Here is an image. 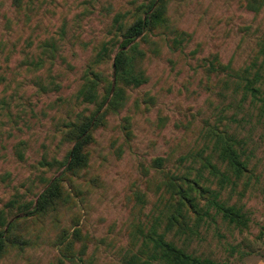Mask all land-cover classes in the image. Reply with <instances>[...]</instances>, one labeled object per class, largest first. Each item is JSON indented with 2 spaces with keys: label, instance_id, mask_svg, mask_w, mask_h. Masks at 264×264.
<instances>
[{
  "label": "rangeland",
  "instance_id": "1",
  "mask_svg": "<svg viewBox=\"0 0 264 264\" xmlns=\"http://www.w3.org/2000/svg\"><path fill=\"white\" fill-rule=\"evenodd\" d=\"M158 1L0 0V215L5 229L16 221L17 241L0 264H125L154 223L167 230L178 186L191 180L203 186L191 192L200 207L219 191L247 225L213 206L199 216L186 205L185 221L166 238L218 264L264 263V0L257 9L253 0H165L163 25L140 44L147 80L118 84L122 106L94 127L87 165L66 179L59 209L40 221L29 216L34 206L22 210L64 170L75 143L66 125L97 109L78 96L87 66H97L103 43L121 40L120 25L124 31ZM212 62L235 68V81ZM98 69L102 99L113 76L109 62ZM224 134L248 166L228 180L206 163L227 169L217 147Z\"/></svg>",
  "mask_w": 264,
  "mask_h": 264
},
{
  "label": "trees",
  "instance_id": "2",
  "mask_svg": "<svg viewBox=\"0 0 264 264\" xmlns=\"http://www.w3.org/2000/svg\"><path fill=\"white\" fill-rule=\"evenodd\" d=\"M20 3V0H15ZM165 0H159L156 3L155 9L152 10L150 6L145 14V16L138 17L134 22L129 25L124 31L119 26V32H121V40H114L113 38L102 44L101 48L98 50L95 62L98 64L110 63V76H113L114 71L116 72V84L114 88V94L109 98L110 92H112L111 80L108 83V87L105 88V93L100 99L99 85L104 80V75L102 70L98 69L97 66H87L82 77V83L79 90V98L86 103H94L97 105L96 111L90 114L80 113L77 120L70 121L66 125V135L68 137L74 138L73 147L68 151L66 159L63 164L65 166L61 175L58 176L49 186H47L44 191L39 196L36 203L28 205L25 209L28 210L30 207L34 206L29 210V216H34L37 221L42 220L51 209L55 211L59 209L60 205L63 203L65 198L66 190V179L68 181L69 175H75L83 167L87 165L89 160L88 151L86 147L89 145L94 127L97 125L100 118L104 116V113L110 108L113 111H119L122 106V88L118 87L120 82H125L126 84L139 86L147 80V77L143 70L138 67L139 61L144 57L145 52L141 48V40H143L155 27H160L163 25L162 22L165 20ZM257 0H253L251 5L253 8L257 9ZM120 20V16L116 19L117 23ZM120 41L119 48H121L116 55L113 57V47L117 42ZM178 39L174 38V42ZM131 44L127 49L124 47ZM264 49V41L262 42ZM117 46V45H116ZM212 66L215 70H220L227 72L230 76L234 77L235 81V68L231 67L230 64L225 65H215L212 62ZM250 87V86H248ZM255 89V88H254ZM107 103L106 109L102 114L97 116L98 111L102 109L104 104ZM225 136L218 137L217 147L219 150V156L222 161H226L227 169L221 171L217 165L212 164L209 158H206V163L216 170V174H221L223 180H228L231 178V174L236 177H240L247 170V162L241 159V153L235 147L236 139L232 135L224 134ZM158 167L163 168L164 159L158 157L156 159ZM188 181L189 178L185 177ZM200 186L197 180L189 181L187 187L182 184L178 186L177 198L175 210L167 216L169 224L167 230L170 229L174 222L182 223L186 217L184 212V206L193 208V211L198 213L199 216L203 214H208L209 209L213 206L218 212H222L223 216L227 218L230 222H235V224L247 225V220L245 215L242 213V208L235 206H227L225 202L220 201L219 191L210 192L211 197L207 199L206 208L199 206L196 201L195 196L191 193L196 191ZM203 190V189H201ZM70 194V192H69ZM174 195H172L173 199ZM209 202V203H208ZM208 203V205H207ZM169 210L167 209V212ZM188 214V213H187ZM185 221V220H184ZM7 218L0 215V257L5 253L7 245L9 243H17L16 235L14 234V227L16 221L11 223L6 229L5 226L8 224ZM183 224H186L184 222ZM157 223L152 225L151 230L144 233V242L139 252H133L125 259V264H218L215 260L209 257L196 256L191 252H188L185 248L178 246L174 241L166 238L167 230L158 231L156 227ZM14 234V235H13ZM152 243V245L150 244ZM72 242H69L65 246V251L71 253ZM68 258L75 261L76 254H65ZM158 262V263H157ZM76 263V262H75ZM78 264V263H77Z\"/></svg>",
  "mask_w": 264,
  "mask_h": 264
},
{
  "label": "water",
  "instance_id": "3",
  "mask_svg": "<svg viewBox=\"0 0 264 264\" xmlns=\"http://www.w3.org/2000/svg\"><path fill=\"white\" fill-rule=\"evenodd\" d=\"M130 45H131V44H129L128 46L124 47L123 49H127ZM115 84H116V72L114 71V74H113L112 93H113V91H114ZM19 216H20V215H17L16 218L19 217ZM12 220H13V219H12ZM12 220H11V221H12Z\"/></svg>",
  "mask_w": 264,
  "mask_h": 264
},
{
  "label": "crops",
  "instance_id": "4",
  "mask_svg": "<svg viewBox=\"0 0 264 264\" xmlns=\"http://www.w3.org/2000/svg\"><path fill=\"white\" fill-rule=\"evenodd\" d=\"M261 264H264V263H261Z\"/></svg>",
  "mask_w": 264,
  "mask_h": 264
}]
</instances>
